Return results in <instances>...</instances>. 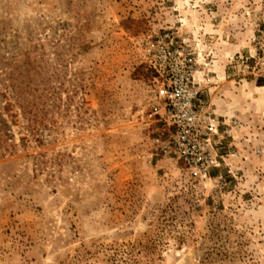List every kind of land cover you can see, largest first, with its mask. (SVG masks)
I'll use <instances>...</instances> for the list:
<instances>
[{
    "label": "rangeland",
    "instance_id": "1",
    "mask_svg": "<svg viewBox=\"0 0 264 264\" xmlns=\"http://www.w3.org/2000/svg\"><path fill=\"white\" fill-rule=\"evenodd\" d=\"M263 20L264 0H0V264H264V81L239 59ZM171 29L224 123L210 179L136 116L143 41Z\"/></svg>",
    "mask_w": 264,
    "mask_h": 264
},
{
    "label": "built area",
    "instance_id": "2",
    "mask_svg": "<svg viewBox=\"0 0 264 264\" xmlns=\"http://www.w3.org/2000/svg\"><path fill=\"white\" fill-rule=\"evenodd\" d=\"M247 56H239L250 75L264 81V20L256 25ZM145 63L155 73L149 103L137 119L156 154L181 163L191 177L210 179L221 165L224 123L201 101L206 79L199 43L178 30H166L143 41Z\"/></svg>",
    "mask_w": 264,
    "mask_h": 264
},
{
    "label": "trees",
    "instance_id": "3",
    "mask_svg": "<svg viewBox=\"0 0 264 264\" xmlns=\"http://www.w3.org/2000/svg\"><path fill=\"white\" fill-rule=\"evenodd\" d=\"M7 89H8V88H7ZM5 96H6V98H7L8 100L11 98V96H7V95H5ZM19 105H20V104H19ZM20 107H21V109H22V111H23V113H24V116L26 115V112L31 113V111H30L31 109L29 108V105H23V104L21 103ZM12 108H13L12 102H11V101H7L6 106H5V108H4V110L6 111V113L10 114ZM13 117H14V116H13ZM29 127H31V126H29Z\"/></svg>",
    "mask_w": 264,
    "mask_h": 264
},
{
    "label": "crops",
    "instance_id": "4",
    "mask_svg": "<svg viewBox=\"0 0 264 264\" xmlns=\"http://www.w3.org/2000/svg\"><path fill=\"white\" fill-rule=\"evenodd\" d=\"M202 101V100H201Z\"/></svg>",
    "mask_w": 264,
    "mask_h": 264
}]
</instances>
